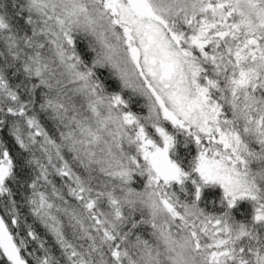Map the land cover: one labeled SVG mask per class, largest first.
<instances>
[{
    "label": "snow or ice",
    "instance_id": "1",
    "mask_svg": "<svg viewBox=\"0 0 264 264\" xmlns=\"http://www.w3.org/2000/svg\"><path fill=\"white\" fill-rule=\"evenodd\" d=\"M0 264H264V0H0Z\"/></svg>",
    "mask_w": 264,
    "mask_h": 264
},
{
    "label": "trees",
    "instance_id": "2",
    "mask_svg": "<svg viewBox=\"0 0 264 264\" xmlns=\"http://www.w3.org/2000/svg\"><path fill=\"white\" fill-rule=\"evenodd\" d=\"M85 47V45H84V42H80V44H79V48L80 49H83ZM105 75H106V73H105ZM142 102V101H141ZM132 110L134 111V112H136L137 110H139L140 112H142L143 110L141 109V107H140V104H133L132 105ZM138 111V112H139ZM44 125H45V127H46V130H48L49 132H52L53 131V124H52V122L51 121H49V120H44ZM55 179V181H56V183H59V178H54ZM59 185V184H58ZM216 193H214V192H208L207 194H206V196H205V201L206 202H208V201H211V200H214V199H216ZM203 206V205H202ZM209 209L211 210V205L209 204ZM31 222V221H30ZM36 230L43 236L44 235V229H43V227L41 226V225H39V224H37L36 226ZM146 236V235H145ZM147 237V236H146ZM50 242H51V237L49 236V237H46Z\"/></svg>",
    "mask_w": 264,
    "mask_h": 264
},
{
    "label": "rangeland",
    "instance_id": "3",
    "mask_svg": "<svg viewBox=\"0 0 264 264\" xmlns=\"http://www.w3.org/2000/svg\"><path fill=\"white\" fill-rule=\"evenodd\" d=\"M141 103H143V101L141 102ZM139 110H137L136 112L137 113H141V114H146V112L143 110L142 112H138ZM58 135V134H57ZM59 181V183H57V185L58 184H60L61 183V181L60 180H58ZM59 186V185H58ZM133 187H136L137 189H140V188H142V181L140 180V178H136V182L133 184ZM70 199V198H69ZM145 238H147L146 236H145Z\"/></svg>",
    "mask_w": 264,
    "mask_h": 264
}]
</instances>
